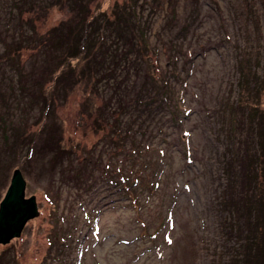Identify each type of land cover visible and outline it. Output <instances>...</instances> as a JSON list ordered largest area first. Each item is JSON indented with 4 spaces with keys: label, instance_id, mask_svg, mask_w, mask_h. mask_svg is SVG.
Segmentation results:
<instances>
[{
    "label": "rangeland",
    "instance_id": "1",
    "mask_svg": "<svg viewBox=\"0 0 264 264\" xmlns=\"http://www.w3.org/2000/svg\"><path fill=\"white\" fill-rule=\"evenodd\" d=\"M122 1L94 0L92 9L110 13ZM166 4L152 12L139 0L136 8L154 64L160 75H171L173 91L168 88L165 103L154 92L138 100L146 63H119L93 95L94 106L108 114L100 128L94 124L100 110L84 108L93 91L85 85L69 95L57 91L54 108L44 104L63 49L47 42L27 48L29 14L18 17L16 0H0V202L20 167L26 195L36 196L40 211L20 237L0 245V264H233L242 250L241 239L221 226L227 215L220 206L222 122L229 118V130L236 129L231 150L248 132L244 159H253L251 130L233 125L231 99L240 57H254L264 73V0ZM176 10L170 31L166 19ZM69 16L65 7L44 9L34 27L41 34ZM119 80L131 87L128 95L116 88ZM117 91L134 104L132 111L118 108ZM241 101L256 103L250 93ZM243 108L238 117L252 120L251 108ZM125 115L127 129L116 123ZM59 137L65 154L55 148Z\"/></svg>",
    "mask_w": 264,
    "mask_h": 264
},
{
    "label": "trees",
    "instance_id": "2",
    "mask_svg": "<svg viewBox=\"0 0 264 264\" xmlns=\"http://www.w3.org/2000/svg\"><path fill=\"white\" fill-rule=\"evenodd\" d=\"M48 1L50 2L46 5L44 1L40 2V0H16V9H19L18 17L23 16L24 13L29 14L27 21L31 25V32L25 39L27 48L41 46L43 42H47L63 49L61 66L53 70L51 86L44 93V104L47 107L57 105V91L63 90L69 95L77 86L85 85L93 91L86 96L84 108L90 113L100 110L98 112L100 118H96L94 124L96 127L102 128L103 120L108 114L107 112L103 113L102 106H94L93 95L97 89H100L101 82L106 75L119 69V63H129L136 59L138 66L143 61L146 63L145 79L137 91V99L140 100L145 92H154L164 100V103L166 102L165 99L169 94L168 88L172 87L173 91V80L167 73L163 72L160 75L154 64L147 28L140 22L138 25L136 7L139 0L117 2L111 8L110 13L101 8L92 9L94 0ZM194 1L198 2V0ZM165 2L168 7L170 0H146L152 12L159 5L162 7ZM55 6L68 8L70 16L48 31L38 33L34 27L35 20L41 11ZM167 13H169L168 10ZM178 15L179 12L176 10L174 19L171 16L166 19L168 30L172 31L176 28L174 22ZM183 29L184 26L177 28V31ZM172 41L176 45L175 39ZM236 66L238 71L237 96L235 99H231L235 106L233 108L235 117L232 121L236 128H242V132L251 130L250 142L255 144V148L253 159H244L246 140L248 139V132H245L236 139V150L229 149L231 139L234 137L231 131L235 133L236 129L229 130L231 123L229 118L222 122L226 130L221 137L226 141V144L221 158L225 181L220 196V206L227 215L221 226L227 235L231 234L241 239L237 249L241 247L242 250L239 254L233 255V264H264V109L259 108L264 92V73L261 74L257 70L254 57H240ZM135 72L137 73V71ZM165 81L169 85H165ZM116 88L125 89L127 95L131 91L128 83H122L120 80L116 82ZM247 93L253 95V99L256 101L251 106L243 104L241 101ZM115 95L118 100V108H125L128 111L134 109H132L134 104L125 94L117 91ZM242 106L251 108L252 120L246 119L245 116L238 117V108ZM116 123L123 129L132 127L130 119L126 118V115L121 120H116ZM54 145L60 154L66 153L67 146L63 143V138L59 137ZM138 154L134 152V155ZM252 156L250 152L246 154V157L251 158ZM129 191L133 198L132 185H130ZM7 261L10 262L8 259Z\"/></svg>",
    "mask_w": 264,
    "mask_h": 264
},
{
    "label": "water",
    "instance_id": "3",
    "mask_svg": "<svg viewBox=\"0 0 264 264\" xmlns=\"http://www.w3.org/2000/svg\"><path fill=\"white\" fill-rule=\"evenodd\" d=\"M26 188V177L17 167L0 202V245L20 237L26 224L40 214L36 196L27 197Z\"/></svg>",
    "mask_w": 264,
    "mask_h": 264
}]
</instances>
